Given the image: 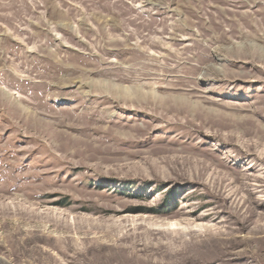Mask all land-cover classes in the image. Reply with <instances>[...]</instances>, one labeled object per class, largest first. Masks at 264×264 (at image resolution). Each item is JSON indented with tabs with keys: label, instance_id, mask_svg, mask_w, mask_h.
Returning a JSON list of instances; mask_svg holds the SVG:
<instances>
[{
	"label": "rangeland",
	"instance_id": "1",
	"mask_svg": "<svg viewBox=\"0 0 264 264\" xmlns=\"http://www.w3.org/2000/svg\"><path fill=\"white\" fill-rule=\"evenodd\" d=\"M202 263L264 264V0H0V264Z\"/></svg>",
	"mask_w": 264,
	"mask_h": 264
},
{
	"label": "bare ground",
	"instance_id": "2",
	"mask_svg": "<svg viewBox=\"0 0 264 264\" xmlns=\"http://www.w3.org/2000/svg\"><path fill=\"white\" fill-rule=\"evenodd\" d=\"M262 243H263V240H262ZM261 247V246H260ZM263 247V246H262ZM260 250V249H259ZM204 262V261H203ZM203 264V263H202Z\"/></svg>",
	"mask_w": 264,
	"mask_h": 264
}]
</instances>
